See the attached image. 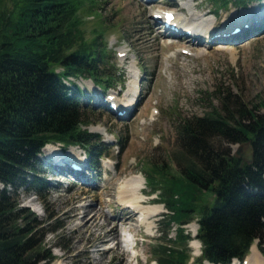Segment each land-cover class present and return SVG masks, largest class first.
<instances>
[{
  "label": "rangeland",
  "instance_id": "1",
  "mask_svg": "<svg viewBox=\"0 0 264 264\" xmlns=\"http://www.w3.org/2000/svg\"><path fill=\"white\" fill-rule=\"evenodd\" d=\"M14 1L0 0V12L7 13ZM80 1L76 13L80 20L79 28L87 43L95 39L96 49L101 50V77L108 82H98L84 76L70 77L69 81L80 89L79 101L87 122L82 129H86L90 135L88 145L98 148L97 154L95 152L91 157L87 154L89 146L85 148L76 143L67 146L46 143L44 146L50 143L55 145L56 151L62 148L65 156L74 151L79 154V159L84 157V153L89 155L91 169L86 171L88 180L82 182L54 169L44 161L45 154L41 149L36 169L41 173L42 184L29 183L27 187L19 188L16 191L17 201L30 211L27 228L33 229L31 236L40 245V253L52 257L39 264H125L121 261L123 249L127 250L124 254L126 264H155L151 252L162 243L166 233L172 240L176 234L174 224L168 229V209L163 203H159L161 212L155 218L153 228L147 232L141 228L136 248L133 243L127 247L120 243L123 246L121 251L106 253L102 257L99 253L112 247L113 243L98 246L96 240L87 242L85 238L79 242L81 233L72 229L78 223V219L72 217L73 208L87 202L97 209L101 202L103 213L114 215V218L120 216L115 211L117 197L123 181L131 176L139 178L142 189L148 194L144 197L147 202L153 203V199L160 201L157 196L160 190L152 192L144 176L150 175L152 165L158 168L163 165V172L168 173L169 177L175 172L174 154L179 149L177 132L183 120L204 116L210 111L219 110L223 102L230 105L235 101L247 107H258V113L264 114V107L258 106L261 100L264 101V2L253 1L239 8L231 1L223 6L221 0H195L197 5L193 6L197 7L193 11L200 15L199 21L215 20L216 27L248 14L239 23L234 22L228 30L234 32L240 29L235 36L238 40L236 43L196 45L161 34V28L154 27L151 19V13L160 8L165 13H176L183 17L184 14L176 7H181V3L187 0H175V5H166L168 0ZM156 2H160L159 7L150 5ZM144 5L150 6L144 8ZM146 9L149 10L145 12ZM259 13L262 16L256 18ZM217 31L213 30L214 33ZM173 40L178 44L167 47ZM122 50H126L127 56L120 57ZM132 68L138 71L132 86V91L137 93L132 114L122 117L97 104L95 97L98 98L101 92V97H106L121 91L119 98L124 101L123 93L132 80L129 78ZM56 70L59 71L60 67H56ZM221 144L227 145L224 141ZM241 144L229 147L234 151ZM241 154H246L245 147ZM49 157L53 158L51 155ZM151 175L157 181L155 184L161 183V187L167 179L164 178L165 174ZM106 182L108 186L113 184V191L101 192ZM82 196L87 199L83 203L80 200ZM212 201L211 193L202 194L201 204H211ZM197 216L193 214L192 220L184 225L189 236L187 248L190 257L187 264H204L197 261L201 253L200 242L197 243L196 239ZM100 233L98 231L97 235ZM257 242L254 240L252 244L257 247ZM248 253L249 250L241 260L234 258L229 264H242Z\"/></svg>",
  "mask_w": 264,
  "mask_h": 264
},
{
  "label": "trees",
  "instance_id": "2",
  "mask_svg": "<svg viewBox=\"0 0 264 264\" xmlns=\"http://www.w3.org/2000/svg\"><path fill=\"white\" fill-rule=\"evenodd\" d=\"M221 1L239 8L264 2ZM80 2L16 0L7 13L0 12V264L51 260L31 236L30 211L20 206L16 191L29 183L42 184L36 163L46 143L89 146L90 135L82 129L87 122L80 89L69 78L108 80L101 77V50L95 39L87 43L79 28ZM258 106L264 107V101ZM257 110L237 101L223 102L219 110L183 120L175 172L169 177L163 165L150 167L146 182L153 192L160 190L168 229L174 224L176 231L173 240L166 233L151 252L155 264H187L189 236L184 225L193 214H198L199 263L241 260L254 240L264 258V114ZM245 141L253 149L251 163L229 147ZM89 150L92 157L98 148L90 145ZM152 173L165 174L162 187ZM204 192L213 195L211 204H201Z\"/></svg>",
  "mask_w": 264,
  "mask_h": 264
},
{
  "label": "bare ground",
  "instance_id": "3",
  "mask_svg": "<svg viewBox=\"0 0 264 264\" xmlns=\"http://www.w3.org/2000/svg\"><path fill=\"white\" fill-rule=\"evenodd\" d=\"M148 1V0H146ZM175 0H168L166 2V5H175ZM152 7H159L160 2H156L155 5L150 4ZM148 5V6H150ZM197 5L195 3V0H187L181 3V7L177 8L179 12L184 14L183 17L180 15H177L176 13L173 15H167L165 13L166 11H160V9H157V11H153L151 13V19L155 23L154 27H160L161 28V34L168 36L170 39L178 38L180 40H184L187 43L196 44V45H205L208 43H217V44H234L238 40L235 36L238 34H234L229 30V28L233 25L234 22H240L246 18V15H242L241 17L235 19V21L224 24L221 27H216L215 20H207L202 19L199 21L200 15L196 14L193 9H196ZM144 5L145 7H148ZM151 7V8H152ZM143 10V9H142ZM149 10L146 9L145 12ZM162 10V9H161ZM256 9L252 10L255 11ZM210 11H207L206 13H209ZM251 15V12L250 14ZM262 14L259 13L256 18L261 17ZM168 23V26L166 25ZM215 25V28H214ZM174 26L175 28H173ZM216 31V33L213 32V30ZM224 34H226L224 36ZM172 44H178V41H170L169 47ZM126 50H122L120 57L127 56ZM203 56V55H202ZM201 57V56H199ZM135 68H132L130 71L129 78H132V80L128 84V88H125V93L123 95L125 96L124 101L119 98L120 92H114L110 95H106V97H101L102 92L99 94L100 96L95 97L97 104L104 105L108 110L115 112L117 115H120L122 117H128L132 114V111L134 110L136 106L137 96L135 91L133 92V83L135 82V79L137 78L136 73L138 74V71L133 70ZM136 71V72H135ZM123 92V91H122ZM128 92V93H127ZM137 92V90H136ZM101 97V98H100ZM121 111V112H120ZM120 112V114H119ZM153 113V112H152ZM47 144L42 148L43 153L45 154V162H49L54 169L58 171H63L62 173H65L67 175H71L74 179L80 180L82 182H87L88 180V173H86L87 169H91L89 164V158L84 153V157L81 159L78 158L79 154L76 153V151L69 153L68 156H65L63 153L62 148H58V150H55V145ZM59 146V145H58ZM60 147V146H59ZM52 156L53 158L49 157ZM73 165H76L78 169L74 168ZM91 165V164H90ZM145 183L146 177L144 176ZM122 187H120V194L117 197L118 201L115 205V211H118L120 216L114 218L115 216H110L107 213H103V205L100 202L99 208L91 207L89 203L83 201H86V197L82 196L80 200L83 204H79L77 207L73 208V218L78 219V223L74 226H72V229L76 233H81V236L79 237V242L85 238L87 242L90 240L91 242L96 240L98 243V246H101L102 244L107 243H113V246H109L105 251L99 253L102 257L106 253H112L115 251H121L123 249V236L125 232H129L133 237V245L136 248V241L138 233H142L141 228H145L146 232L151 230L153 228V224L156 222V217L161 212V207L159 206V203H162L161 198L158 196V199H150L153 203L147 202L144 197H146L148 194L145 193L144 189H142V184L137 176H131L130 178L123 181ZM105 187V188H104ZM102 188V191L108 192L113 191L114 186L112 183L107 184ZM151 189V187H150ZM152 191V189H151ZM153 192V191H152ZM143 196V197H142ZM88 198V197H87ZM116 198V199H117ZM118 218V219H117ZM129 225L125 227L126 225ZM120 225V227H118ZM125 225V226H124ZM123 227V228H122ZM126 230H125V229ZM127 228L129 230H127ZM121 232H120V231ZM131 230V231H130ZM99 231V235H97V232ZM122 234V236H121ZM121 238V239H120ZM94 243V242H93ZM120 243H122L120 245ZM199 243V241H197ZM255 244H252V246L249 249V253L246 257V259L243 261L242 264H264V258L261 255L259 251H257V247L253 246ZM97 247V246H96ZM125 247V246H124ZM122 248V249H120ZM257 249V250H256ZM99 250V249H98ZM127 250L123 249L121 251V261H124L125 264L127 263V259L125 260L124 254ZM251 251V253H250ZM133 257H136L133 255ZM204 264H212L207 261L203 262Z\"/></svg>",
  "mask_w": 264,
  "mask_h": 264
},
{
  "label": "water",
  "instance_id": "4",
  "mask_svg": "<svg viewBox=\"0 0 264 264\" xmlns=\"http://www.w3.org/2000/svg\"><path fill=\"white\" fill-rule=\"evenodd\" d=\"M243 147H245V153L244 155L241 154ZM233 154L237 157L242 156L248 163L252 162L253 158V149L249 141L243 142L237 149L233 151ZM257 241V240H255Z\"/></svg>",
  "mask_w": 264,
  "mask_h": 264
}]
</instances>
